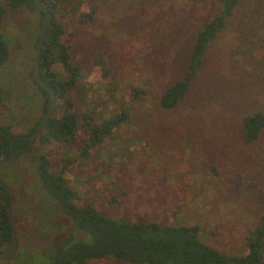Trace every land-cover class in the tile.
<instances>
[{
  "label": "rangeland",
  "instance_id": "rangeland-1",
  "mask_svg": "<svg viewBox=\"0 0 264 264\" xmlns=\"http://www.w3.org/2000/svg\"><path fill=\"white\" fill-rule=\"evenodd\" d=\"M0 6L9 51L0 66V125L26 135L43 113L42 93L29 75L40 12H12L6 0ZM221 11L219 0L59 4L61 41L80 74L67 94L75 114L98 125L123 111L128 119L88 155H81L85 134L68 144L36 138L27 155L0 167L14 199L16 241L0 264H50L58 247L91 242L50 199L38 175L43 161L54 173L71 163L63 178L77 207L90 204L128 222L198 225L205 245L227 256L248 252L247 236L264 215V130L250 142L244 130L246 118L264 114V0H238L184 98L171 109L160 105L165 90L184 77L197 34ZM51 71L59 81L68 78L59 63Z\"/></svg>",
  "mask_w": 264,
  "mask_h": 264
},
{
  "label": "trees",
  "instance_id": "trees-1",
  "mask_svg": "<svg viewBox=\"0 0 264 264\" xmlns=\"http://www.w3.org/2000/svg\"><path fill=\"white\" fill-rule=\"evenodd\" d=\"M42 6L51 13V20L45 32L39 61V76L46 83L55 96V104L42 134L37 138L42 143H69L76 134H85L82 138L84 146L82 156L88 155L89 150L101 144L112 134L114 128L128 119V113L123 111L114 117L95 123L86 114L80 118L74 112V103L67 96L74 89L79 78V70L72 63L68 47L61 41L64 27L55 12L63 0H39ZM222 11L219 16L208 21L197 34L192 48L188 68L184 77L169 86L161 96L160 105L164 109L175 107L185 96L189 82L194 77L204 60L210 44L225 25L238 0H219ZM6 6L12 12L20 7L29 11H37L35 0H6ZM5 10L0 6V66L9 59V51L2 36ZM47 13L40 12V29L45 22ZM86 17V16H85ZM39 34L36 36L35 48ZM35 60V59H34ZM54 63H59L68 75L67 80L59 81L51 71ZM34 66V65H33ZM33 82L43 96V113L35 126L26 135L12 132L11 126L0 125V161L7 160L12 155V161L27 155L32 142L28 136L33 134L41 125L45 111L50 103V96L33 75V68L29 72ZM2 90L0 87V102ZM247 141L255 140L264 130V114L254 113L244 121ZM69 161L62 162V167L56 173L48 168L46 161L38 166L39 178L56 206L81 231L91 237L90 243H72L64 248H57L50 264H87L89 260H103L113 258L134 264H264V215L258 225L248 234V252L243 256H227L199 239L200 227L192 226H160L155 222L142 220L128 222L106 217L99 213L94 206L83 204L77 207L74 195L67 186L63 173ZM10 204V196L0 186V252L8 248L12 228L7 217L6 209ZM16 242V241H15ZM15 251V246L13 248Z\"/></svg>",
  "mask_w": 264,
  "mask_h": 264
},
{
  "label": "water",
  "instance_id": "water-1",
  "mask_svg": "<svg viewBox=\"0 0 264 264\" xmlns=\"http://www.w3.org/2000/svg\"><path fill=\"white\" fill-rule=\"evenodd\" d=\"M35 4H36V10L41 12L44 11L47 13V17L45 22L43 23L41 29H40V34H39V39H38V44L36 46V50H35V60H34V66H33V75L35 80L38 82V84L48 92L49 96H50V103L49 106L47 107L46 111H45V115H44V119L41 123V125L38 127V129L31 135L28 136V139L30 140V142H32L34 139L38 138L42 132L44 131V129L46 128V125L50 119L54 104H55V96L53 94V91L51 90V88L42 81V79L39 76V61H40V54H41V48L43 45V39L45 36V32L46 29L48 27V24L51 20V13L47 12V9H45L42 4L40 3L39 0H35ZM12 155L9 159L4 160V161H0V167L2 166H6V165H10L12 163ZM0 186L4 188V190L9 194L10 196V204L8 206V208L6 209V213H7V217L9 219V222L11 224V228H12V237H11V241L10 244L8 246L7 249H5L3 252H0V258H4L8 255H10L14 250H13V246H14V241H15V229H14V223L12 220V216H11V209L13 207L14 204V199H13V195L11 193V191L3 185V183L0 181Z\"/></svg>",
  "mask_w": 264,
  "mask_h": 264
}]
</instances>
